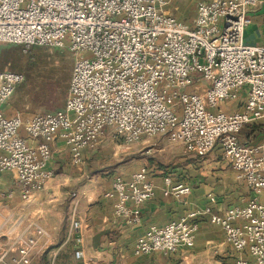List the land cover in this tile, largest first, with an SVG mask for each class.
<instances>
[{
    "label": "built area",
    "instance_id": "2783aa9c",
    "mask_svg": "<svg viewBox=\"0 0 264 264\" xmlns=\"http://www.w3.org/2000/svg\"><path fill=\"white\" fill-rule=\"evenodd\" d=\"M258 4L264 0H203L192 25L172 14L166 0H0V42L27 50L66 47L75 58L65 107L55 112L7 114L3 106L24 74L0 70V172L13 174L20 201L31 200L54 177L49 163L57 139L74 165L109 131L128 141L166 137L200 155L219 147L256 196L223 212L208 205L150 225L133 252L170 256L191 248L207 218L223 229L238 253L236 264H264V141L239 139L246 125H264V43L246 41L250 9ZM239 101L235 111L223 108ZM164 185L166 195L191 193L171 175ZM154 188L152 170L142 165L128 177L117 173L106 196L116 199L117 217L137 223ZM2 218L0 264H32L45 228L12 213ZM70 230L79 225L72 222ZM76 243L77 264H87L81 235Z\"/></svg>",
    "mask_w": 264,
    "mask_h": 264
},
{
    "label": "crops",
    "instance_id": "0c3cea01",
    "mask_svg": "<svg viewBox=\"0 0 264 264\" xmlns=\"http://www.w3.org/2000/svg\"><path fill=\"white\" fill-rule=\"evenodd\" d=\"M250 17L246 41L263 44L264 4L252 7ZM242 97L244 100V96ZM240 104V101L227 103L223 108L232 112ZM3 110L7 114L12 111L7 104L3 106ZM262 134L264 133L260 132L258 136ZM247 135L242 142L251 143L258 137L252 140L251 135ZM106 141L108 139L104 142ZM262 141L264 139L259 142ZM96 146H90L84 151L83 161L89 158L90 151ZM52 149L54 155L49 168L54 171V177L28 202L20 201L13 174L0 172V227L4 222L2 216L12 213L19 221L37 220L46 230L47 235L38 238L39 253L32 264L39 259L43 262L46 255L47 260L53 264L59 253L68 254L64 264H77L80 260L76 258V239L80 235L84 239L83 257L87 264H172L174 261H178V264H236L238 253L227 242L223 229L207 218L200 220L195 244L191 248L180 249L170 256L161 253L136 256L133 252L134 243L150 225H165L208 205H212L216 212H223L231 206L244 205L256 196L239 173L225 163L219 147L203 155L188 153L184 149L182 155L172 158L173 162L177 159L178 165L175 166L146 165L152 170L155 188L153 196L140 206V220L137 223H128L115 215L116 199L106 196L112 188L114 177L88 176L84 166H77L78 170H73L69 148L61 139L53 142ZM137 169H127L123 175L128 177ZM167 175H171L174 181L190 185L191 193L181 196L166 195L164 177ZM67 185L73 187L75 198L65 205L60 201L62 192L57 195L56 191ZM8 192H12L13 196L7 198L5 194ZM259 199L264 201V193ZM128 206L133 208L134 204L129 202ZM72 212L73 216L69 218ZM72 222L79 225V231L71 232ZM104 230L109 232L101 236L100 244L95 248L93 237ZM246 257L251 260L249 255L246 254Z\"/></svg>",
    "mask_w": 264,
    "mask_h": 264
},
{
    "label": "rangeland",
    "instance_id": "374dc122",
    "mask_svg": "<svg viewBox=\"0 0 264 264\" xmlns=\"http://www.w3.org/2000/svg\"><path fill=\"white\" fill-rule=\"evenodd\" d=\"M168 10L193 25V20L196 13V4L200 0H166ZM55 48L66 47H48L34 46L30 50L23 47L21 43L0 42V70L9 69L24 74V80L21 82L11 98L8 99L7 106L12 109L11 114L19 109L26 116L38 112H55L65 107V101H60L55 105L53 101L47 103H36L35 96L37 93L48 89V83L52 80L51 71L53 65L60 64V58L56 54ZM68 49V48H67ZM69 50V49H68ZM68 62L73 70L75 58L71 53ZM26 85V79H28ZM46 84V85H45ZM22 86H25L22 88ZM68 95V94H67ZM14 109V110H13ZM55 110V111H54ZM255 132L264 133V125H246L239 133V139L243 140L247 134ZM108 141L101 143L92 149L89 153V158L84 159L81 164L73 165V170H78L84 166V170L88 176L96 175L97 177H115L114 175L124 174L125 170L132 168L139 169L142 165H161L166 166L178 165L177 159L172 161V158L177 155H182L184 148L179 144L171 142L166 137H142L137 140H126L122 136H117L113 132L106 133ZM249 135V136H250ZM250 138L254 140V135ZM82 165V166H81ZM62 192L60 201L68 204L75 197L73 187L67 185L56 191L58 195ZM68 254H57L53 264H64ZM46 255L42 262L40 259L35 264H51ZM53 258H51L52 260ZM50 260V259H49Z\"/></svg>",
    "mask_w": 264,
    "mask_h": 264
},
{
    "label": "trees",
    "instance_id": "16d2710c",
    "mask_svg": "<svg viewBox=\"0 0 264 264\" xmlns=\"http://www.w3.org/2000/svg\"><path fill=\"white\" fill-rule=\"evenodd\" d=\"M55 49H56V54L60 58V64L58 66L53 65L52 68L50 69L52 80H50L48 83V89H45L37 93V95L34 98L36 103L44 102L49 104L50 101H53V103H55L56 105L60 101H64L67 98L70 80H71V74H72L71 72L72 66L68 62L71 52L67 48H55ZM29 77L30 76L28 75V79H26V85H27V81H29ZM24 87L25 86H22V88ZM255 131L256 130H253L251 133V135L254 134V138H256L260 133Z\"/></svg>",
    "mask_w": 264,
    "mask_h": 264
},
{
    "label": "water",
    "instance_id": "95a60500",
    "mask_svg": "<svg viewBox=\"0 0 264 264\" xmlns=\"http://www.w3.org/2000/svg\"><path fill=\"white\" fill-rule=\"evenodd\" d=\"M261 139H264V134L258 136L253 142L248 143V144L255 145V144H257ZM108 232H109L108 230H104V231H101V232L97 233V234L93 237V245H94L95 248H97V247L99 246L101 236L107 234ZM172 264H178V261H174Z\"/></svg>",
    "mask_w": 264,
    "mask_h": 264
}]
</instances>
